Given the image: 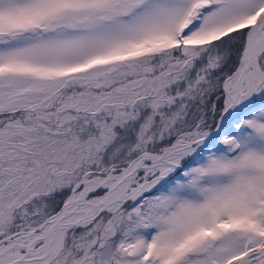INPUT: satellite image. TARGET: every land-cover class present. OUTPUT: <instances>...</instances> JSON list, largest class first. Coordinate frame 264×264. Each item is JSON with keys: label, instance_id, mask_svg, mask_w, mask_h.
<instances>
[{"label": "snow or ice", "instance_id": "snow-or-ice-1", "mask_svg": "<svg viewBox=\"0 0 264 264\" xmlns=\"http://www.w3.org/2000/svg\"><path fill=\"white\" fill-rule=\"evenodd\" d=\"M0 264H264V0H0Z\"/></svg>", "mask_w": 264, "mask_h": 264}]
</instances>
